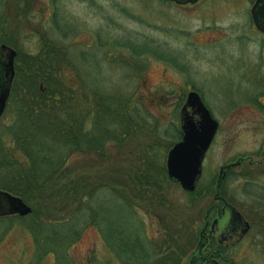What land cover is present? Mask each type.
<instances>
[{
	"label": "rangeland",
	"instance_id": "obj_1",
	"mask_svg": "<svg viewBox=\"0 0 264 264\" xmlns=\"http://www.w3.org/2000/svg\"><path fill=\"white\" fill-rule=\"evenodd\" d=\"M252 1L0 0V43L7 39L15 44L18 49L13 48L23 59L21 62L36 58L39 51L66 44V64L70 67L64 66L61 71L70 84L84 85L90 102L94 93L134 92L151 120L159 123V129L169 122L178 128L181 105L177 104L180 98L182 104L186 92L192 89L218 123L201 162L198 183L210 185L204 197L193 201L178 183H167V202L152 207L153 210L136 207L134 213L110 199L108 204L115 209L110 212L109 221L99 207L110 196L106 189H99L91 204L104 230L108 227L109 232L113 229L117 233L120 246L115 252L105 243L102 229L91 221L85 225L68 222L56 233H52L55 225H45L42 230L47 239L44 236L45 241L35 243L27 220L21 215L3 216L0 264H140L137 258L148 253L153 260L158 258L162 264H171L166 260L170 252L163 251L164 224H170L172 230L181 234L184 231L179 244L186 242L184 235L190 228V218L198 233L205 209L214 203L218 168L243 156L253 161L248 164L244 160L231 167L224 176L222 193L250 223V228L227 247V253L245 264H264V220L261 222L254 211L258 207L259 212H264V204L248 192L251 186L247 185L246 194L242 189L246 176L253 178V186L264 191V34L250 21L248 9ZM53 22L59 25L58 30ZM125 40L158 46L184 68L178 69L150 53L132 55L127 47L120 46ZM58 56L54 58L52 53V62H57ZM13 59L18 60L17 54ZM123 62L140 68L133 70ZM70 94L73 99L81 98L79 90ZM24 96L27 98L26 92ZM18 107L7 97L0 115V138L4 136L6 142L8 130L29 126L23 124L25 114ZM90 119L84 130L97 132L100 126H93ZM102 125L105 129L106 123ZM34 133L29 131L28 135ZM80 156L73 154L71 158ZM96 175L103 176L98 172ZM213 212L209 211L208 221ZM81 213L90 216L86 209ZM97 214L94 212L93 222ZM34 226L38 232L40 226ZM75 227L77 236L70 232ZM34 237L39 239V234ZM154 242L159 245L155 252ZM193 246H186L187 252L177 264L182 263Z\"/></svg>",
	"mask_w": 264,
	"mask_h": 264
},
{
	"label": "trees",
	"instance_id": "obj_2",
	"mask_svg": "<svg viewBox=\"0 0 264 264\" xmlns=\"http://www.w3.org/2000/svg\"><path fill=\"white\" fill-rule=\"evenodd\" d=\"M54 25L55 30H58L59 25ZM2 42L18 49L7 39ZM120 46L127 47L132 55L150 53L178 69L184 68L158 46L132 43L129 40L121 42ZM65 47L66 44L39 51L36 58L30 57L29 62H21L23 59L16 50L18 60L14 59L13 62L14 74L8 100L19 104L18 109L25 114L23 124L29 126L8 130V142L4 136L0 138V189L20 197L31 208L28 214L20 218L27 220L35 243L45 241L46 233L42 230L45 225H55L52 233H56L59 227H64L68 222L76 225L77 221L85 225L91 221L102 229L105 243L115 252L120 246L117 233L113 229L109 232L108 227L105 231L102 224L97 222L99 217L91 204L92 199L99 189L107 190L110 198L103 199V207L99 208L105 211L109 221L112 216L110 212L115 209L111 203L108 204L110 199L117 202V206L129 208L131 212L136 207L152 209L163 206L167 202V183H177L166 175L165 154L173 139H179L181 132L174 122L159 129V123L151 120L150 113L137 101L134 92L116 91L109 95L94 93L91 94L93 98L90 102L86 98L84 85L76 82L70 84L61 71L64 66L70 67L66 64L69 60ZM52 53L54 58L59 55L57 62H52ZM123 64L133 70L140 68L130 62ZM18 84L21 85L17 87ZM40 85L43 89H40ZM75 90L81 93L79 100L77 96L73 99L69 95ZM179 103L177 107L181 105ZM88 118H91L93 126H100L97 132L84 130ZM102 122L106 123L105 129L102 128L105 126ZM29 131L35 133L29 136ZM39 135L37 140L36 136ZM73 154L81 156L72 159ZM113 163L115 166H112ZM231 169L225 171V176ZM92 170H95V175L91 174ZM97 172L103 176L96 175ZM251 179L244 176L242 189L245 194L247 185L260 190L253 186ZM222 185L223 182L219 194L224 197ZM209 186L208 183L197 182L194 190L186 193L193 197L192 200H199L204 197ZM250 188L248 192L253 197L261 198V204H264V191L260 190L259 193ZM190 204L194 205L192 202ZM85 209L90 216L85 217L81 213ZM254 211L263 222L264 212H259L258 207H254ZM94 212L97 218L93 222ZM193 221L190 218V228L184 235L187 239L183 244H179V238L184 231L181 234V231L172 230L170 224H164L163 251L170 252L166 260L171 264H177L187 252V245L193 246L197 242L198 233L193 230ZM34 225L40 226L38 232ZM70 232L72 235L78 234L76 227ZM36 233L39 239L34 237ZM203 244L211 257L218 259L221 264H245L244 261L233 260L227 253L228 249L215 243L211 237L202 236L196 249H200ZM158 246L153 243V252ZM148 254L137 258L140 264H162L158 258L153 260Z\"/></svg>",
	"mask_w": 264,
	"mask_h": 264
},
{
	"label": "water",
	"instance_id": "obj_3",
	"mask_svg": "<svg viewBox=\"0 0 264 264\" xmlns=\"http://www.w3.org/2000/svg\"><path fill=\"white\" fill-rule=\"evenodd\" d=\"M184 2L187 0H173ZM250 21L253 27L264 34V0H253L248 9ZM13 48L0 44V114L5 106L11 81L13 78ZM218 123L211 116L199 94L195 90H188L184 101L178 110V127L181 135L174 141L165 154L164 166L168 178L175 180L180 188L185 191H193L201 173V162L216 132ZM239 159L223 164L218 168L215 180V194H217L221 178L226 169L233 167ZM227 207L231 220H240V214L231 206ZM31 208L20 197L0 189V215L17 214L26 215ZM215 222V220H214ZM213 222V223H214ZM244 232L248 223L244 220ZM195 252L193 250L192 254ZM218 264L216 261H210Z\"/></svg>",
	"mask_w": 264,
	"mask_h": 264
},
{
	"label": "flooded vegetation",
	"instance_id": "obj_4",
	"mask_svg": "<svg viewBox=\"0 0 264 264\" xmlns=\"http://www.w3.org/2000/svg\"><path fill=\"white\" fill-rule=\"evenodd\" d=\"M168 1H173V0H168ZM187 1H193V0H187ZM0 44H5V45L13 48L12 46H10L4 42H1ZM10 87H11V85H10ZM6 101H7V99H6ZM6 101H5V104H6ZM237 159H239V162L236 165L240 164L244 160H246L248 162V164H250L253 161V160L252 161L249 160V157H247V156L237 157ZM225 171L223 173V177L221 178L220 185L218 187L216 196H214V194H215V189H214V193H213L214 203L211 206H209L206 210L204 220H203V225L198 231L197 242L195 243L193 249L183 259L181 264H212L210 261H216L218 264H221V262H219L218 259L211 257V253H208L206 251L204 244H203V246H201L200 249H198V250L196 249L197 243L201 239V237L202 236H204L205 238L211 237L215 243L223 245V247L227 248L230 244L237 241L246 232H248V230L250 228V223L243 217V215L239 211H237L232 205H230V203L227 202V199H225L222 195L219 194V188L223 182V179L225 176ZM222 187H223V185H222ZM8 193H10V192H8ZM224 202L227 204L225 206L229 205V206L233 207L240 214V216H241L240 220H237V219L231 220V217L229 216V211H228L227 207H224V205H223ZM210 210H213L214 212H213L212 218L208 221L207 217H208V213ZM3 216H11L12 217V216H20V215H17V214H2V215H0V217H3ZM21 216H24V215H21ZM214 220H215V222H214ZM242 220L243 221L245 220L248 223V227L244 232H242L243 227H244ZM194 249H195V252L192 254Z\"/></svg>",
	"mask_w": 264,
	"mask_h": 264
}]
</instances>
